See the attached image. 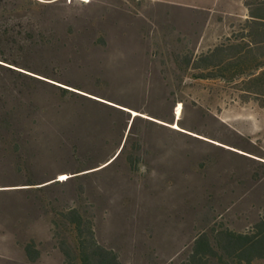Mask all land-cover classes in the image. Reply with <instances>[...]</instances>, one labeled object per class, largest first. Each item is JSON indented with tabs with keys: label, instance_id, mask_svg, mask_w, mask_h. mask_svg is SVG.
<instances>
[{
	"label": "rangeland",
	"instance_id": "374dc122",
	"mask_svg": "<svg viewBox=\"0 0 264 264\" xmlns=\"http://www.w3.org/2000/svg\"><path fill=\"white\" fill-rule=\"evenodd\" d=\"M88 1L76 0L77 6L103 16L99 27L108 34L102 47L88 51L90 69L108 83L139 90L151 72L149 110L175 121L181 103L183 130L136 122L128 144L138 131L146 137L140 170L124 159L103 173L41 190L27 183L64 181L63 175H75L77 166L99 160L117 144L86 139L73 167L64 158L49 170L46 163L67 152L60 137L88 133L53 127L50 114L34 110L30 120L40 125L38 139L27 138L18 153L0 139V264H79L74 248L68 258L59 247L60 236L74 246L63 215L70 207L92 221L97 240L124 264H247L224 256L216 236L225 229L250 234L264 215V31L249 35L244 0H92L89 8L79 6ZM88 37L79 41L88 43ZM214 48L215 58L198 64L207 71L186 64ZM239 62L242 74L232 69L226 77H197L215 74L212 65ZM28 88L36 105L47 104L48 91ZM202 236L212 255L194 263L190 254ZM31 240L40 252L33 262L23 248Z\"/></svg>",
	"mask_w": 264,
	"mask_h": 264
},
{
	"label": "trees",
	"instance_id": "16d2710c",
	"mask_svg": "<svg viewBox=\"0 0 264 264\" xmlns=\"http://www.w3.org/2000/svg\"><path fill=\"white\" fill-rule=\"evenodd\" d=\"M79 3L81 7L93 6L92 0ZM244 3L250 16L246 22L248 33L255 37L257 28L264 31V0H244ZM100 19L103 16L84 14L76 0H0V139L6 142L11 152L22 151L27 138L34 136L38 139L41 135L40 125L30 119L35 114L34 110H44V113L50 114L49 125L67 128L66 131L74 129L76 132L85 130L88 133L75 135L76 138L69 136L68 141L60 137L59 144L67 147V152L47 162L49 170L61 167L64 158H68L69 165L73 167L74 153L78 147L85 148L89 145L86 139L99 138L100 142L114 141L117 144L114 149L108 148L99 160L86 167L75 166V175L64 181H53V177L27 183L28 185H41L38 188L45 190L67 184L82 175L103 173L124 159L128 168L138 171L143 167L141 159L144 156L146 137L139 135L138 131L128 144L136 122L164 127L169 126L152 118L169 124L175 122L149 110L152 107L151 72L143 77L139 90L126 84L108 83L90 69L88 51L102 47L108 35L99 27ZM86 34H89V42L81 43L79 40L86 37ZM218 53L219 49L214 48L190 59L186 64L207 71L209 67L204 68L198 64L213 60ZM239 63L229 67L225 64L212 65L215 74L201 72L197 77H226L225 73L232 69H237L242 74L243 68ZM147 66H150V62H147ZM261 77L262 74L259 73L257 79ZM26 84L48 91L47 104L36 105L35 92L29 88L25 90ZM127 109L152 118L134 116ZM177 123L182 126L181 118ZM88 125L91 131L85 129ZM125 137L124 146L119 152ZM126 150L128 152L123 156ZM63 213L64 222L70 225V236L74 243L72 246L70 238L60 236L59 247L66 257L69 258L71 251L75 249L79 264H124L116 250L97 240L92 221L79 208L70 207ZM216 241L224 256L233 257L239 262L251 264L255 260H264V215L254 224L250 234L225 229L218 232ZM23 248L30 261L39 258L40 252L36 250L32 240L26 242ZM211 253L208 241L202 236L195 240L190 258L192 262L200 263L204 256H210Z\"/></svg>",
	"mask_w": 264,
	"mask_h": 264
},
{
	"label": "bare ground",
	"instance_id": "6f19581e",
	"mask_svg": "<svg viewBox=\"0 0 264 264\" xmlns=\"http://www.w3.org/2000/svg\"><path fill=\"white\" fill-rule=\"evenodd\" d=\"M81 1H87V0H81ZM131 113H133V115L134 116H136V115H143V116H145V117H147V118H152V117H149V116H146V115H144V114H141V113H138V112H136V111H134V110H129ZM181 114H182V104L181 103H179L176 107H175V115H176V120L178 119H180V116H181ZM153 119V118H152ZM154 120H156V119H154ZM156 121H158V122H161V123H163V124H165V125H168V126H170L171 128H173V129H176V130H183L180 126H179V124L178 123H172V124H169V123H166V122H162V121H160V120H156ZM199 136V135H198ZM66 178H69L67 175H63L62 176V178H61V180H64V179H66Z\"/></svg>",
	"mask_w": 264,
	"mask_h": 264
},
{
	"label": "water",
	"instance_id": "95a60500",
	"mask_svg": "<svg viewBox=\"0 0 264 264\" xmlns=\"http://www.w3.org/2000/svg\"><path fill=\"white\" fill-rule=\"evenodd\" d=\"M178 120V119H177ZM177 120H176V123H177Z\"/></svg>",
	"mask_w": 264,
	"mask_h": 264
},
{
	"label": "crops",
	"instance_id": "0c3cea01",
	"mask_svg": "<svg viewBox=\"0 0 264 264\" xmlns=\"http://www.w3.org/2000/svg\"><path fill=\"white\" fill-rule=\"evenodd\" d=\"M175 122H176V119H175Z\"/></svg>",
	"mask_w": 264,
	"mask_h": 264
}]
</instances>
